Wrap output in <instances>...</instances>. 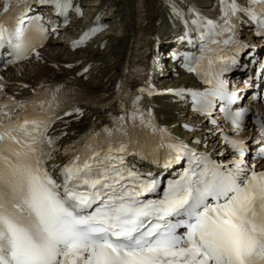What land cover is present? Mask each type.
Here are the masks:
<instances>
[{
	"label": "snow or ice",
	"instance_id": "snow-or-ice-1",
	"mask_svg": "<svg viewBox=\"0 0 264 264\" xmlns=\"http://www.w3.org/2000/svg\"><path fill=\"white\" fill-rule=\"evenodd\" d=\"M33 4L51 8L65 23L73 9L72 0L0 3V45L7 43L14 49V59L8 63L27 58L35 52L34 41L46 39L41 14L32 15L27 27L21 23L20 17ZM170 7L176 18H182L177 4L172 2ZM218 7L216 20L188 8L195 13L191 22L201 30V38L233 32L242 15L256 21L258 33L264 35V0L243 4L218 0ZM74 10L81 14L78 6ZM98 30L92 28L90 33ZM90 33L84 32L73 47ZM188 70L200 74L194 67ZM204 82L211 87L191 92L202 115H210L216 99L226 105L237 99L218 74L205 73ZM3 88L0 84V91ZM138 91L143 94L146 89ZM168 91L182 95L185 90ZM147 92L153 94L151 87ZM56 100L53 93L49 101L9 97L8 103L0 104V264H264V171L247 164L244 140L221 132L232 159L218 164L171 137L166 128L155 124L151 109H142L141 95H133L130 109L121 100L123 114L113 118L112 127L91 131L75 145L65 146L64 155L71 152L68 161L51 165L58 169L57 179L48 168L58 151L54 144L59 137L48 135ZM29 103L35 113L31 116L26 111ZM74 111L80 113L78 108ZM221 111L239 131L248 109L231 112L222 106ZM254 123L261 133L255 141L256 160L264 158V120ZM142 134L153 140L159 137L160 143L149 151ZM165 140L174 142L167 144L164 166L182 156L189 158L190 166L178 179H170L161 194L160 182L129 165L126 157L151 158L158 164V150L165 147ZM194 158L199 161L196 168L191 167Z\"/></svg>",
	"mask_w": 264,
	"mask_h": 264
},
{
	"label": "bare ground",
	"instance_id": "bare-ground-1",
	"mask_svg": "<svg viewBox=\"0 0 264 264\" xmlns=\"http://www.w3.org/2000/svg\"><path fill=\"white\" fill-rule=\"evenodd\" d=\"M88 5L85 11L86 16H91L93 11L99 10L103 5H107V10L103 15L106 27L96 36V41H92L86 49H78L69 52L64 48L63 43L49 41L42 50L44 64L33 61L25 62L20 67L10 68L6 71L9 79L14 80L13 90L28 92L40 82L52 79L62 80L64 76L72 75L78 67L67 69L64 67L68 62L79 59L82 64L91 63L87 70V79L74 77L75 81L91 94L107 92L113 88L118 77L126 75L132 63L135 50L142 47V65L148 74L151 82L158 88H181L193 87L195 80L185 73L183 68L172 59L171 52L179 50L183 42L177 37L180 30L178 22L174 21L167 12V5L175 4L185 6L191 5V1L198 5H207V10L201 13H214L216 7L213 0H81ZM141 10V11H140ZM256 21L242 16L235 21V33L238 37L243 36V41L247 47H252L250 58L246 61V69L252 72L255 66H260L264 60V39L259 38L253 33V24ZM143 29V30H142ZM143 31H145L143 33ZM244 31V34L241 36ZM144 34V35H143ZM69 36V35H68ZM142 40V41H141ZM103 48H99V45ZM258 74L264 76V66ZM128 76V75H127ZM245 72L241 71L231 75L230 82L241 88ZM262 84V79L257 80ZM261 93V90H259ZM252 94V93H250ZM248 97L244 96L243 101ZM154 114L158 123L169 129L174 137L179 138L184 144L190 145L199 151H204L212 157L228 159L231 153L225 143L221 144L224 135L230 133V124L225 125L219 113L211 115L212 121L189 106V103L182 97L173 94L153 96L150 100ZM86 112L90 116L97 115L98 109L91 106L86 107ZM90 116H84L77 122H72L69 127L64 129L80 132L88 125ZM187 125V127H185ZM248 126L238 134L239 136H251L253 131H249ZM231 134V133H230ZM70 135L66 137L69 139ZM177 165H174L175 168ZM165 173L169 170L164 168Z\"/></svg>",
	"mask_w": 264,
	"mask_h": 264
},
{
	"label": "rangeland",
	"instance_id": "rangeland-1",
	"mask_svg": "<svg viewBox=\"0 0 264 264\" xmlns=\"http://www.w3.org/2000/svg\"><path fill=\"white\" fill-rule=\"evenodd\" d=\"M90 1V0H89ZM86 6H88V5H86ZM105 10H107V8L105 9ZM243 16V15H242ZM242 16L240 17V18H242ZM244 34V31H243V33L242 34H240L241 36ZM241 38H243V36L241 37ZM240 38V39H241ZM56 42H61V41H56ZM62 43V42H61ZM221 158V157H220Z\"/></svg>",
	"mask_w": 264,
	"mask_h": 264
},
{
	"label": "water",
	"instance_id": "water-1",
	"mask_svg": "<svg viewBox=\"0 0 264 264\" xmlns=\"http://www.w3.org/2000/svg\"><path fill=\"white\" fill-rule=\"evenodd\" d=\"M111 105H114V104H111ZM111 108L115 109V108H116V106H112Z\"/></svg>",
	"mask_w": 264,
	"mask_h": 264
}]
</instances>
